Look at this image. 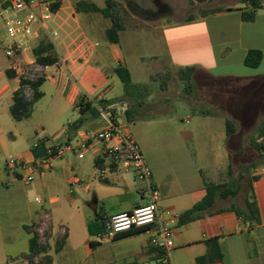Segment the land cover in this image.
Listing matches in <instances>:
<instances>
[{"label": "crops", "instance_id": "1", "mask_svg": "<svg viewBox=\"0 0 264 264\" xmlns=\"http://www.w3.org/2000/svg\"><path fill=\"white\" fill-rule=\"evenodd\" d=\"M65 1L68 2L65 8L66 11L69 10V12H66V14L64 13L65 11L62 12L60 23L63 25L64 20L67 21L71 18L72 21L79 20L81 22L84 20L81 16L89 17V32L93 33L92 37L97 41L95 43L97 48L89 55H79L77 58L71 55L72 63L69 64L56 44L55 49L59 56V62L52 66H41L36 63L33 53L39 41L33 40L31 48L19 54L17 59H10L8 57L1 59L0 57V142L2 144L0 148H2V151H4L3 149L10 143L7 139L8 136L15 140L18 137L24 136L26 140H28L32 135V129L30 128L31 123L29 122L34 118V111L29 119L21 122H17L10 112V108L14 103V93L21 86V79L23 78L21 76L25 74L24 68L27 66H36L38 68L37 70L40 72L38 78H45V82L40 89L43 96L36 105L45 100L47 96H50L46 104V108L50 114L48 122L46 119L37 121L42 123V127H47L48 125L51 127L53 123L49 121L52 119L60 120L65 114L72 111H78L81 114L79 119H87L90 112L82 114L81 110L85 105L83 107L80 106L81 99H83L85 103L90 102L95 108L100 106L98 103L103 102L112 110H116V98H108L104 90L98 92L92 91V93L91 87L95 85V83L101 85L104 82L97 73L99 68L108 64L107 62L109 59L115 58L116 65L118 66L127 65L126 56L123 52V38L124 35H128L130 31L127 29L122 31L120 33V42L118 44H111L107 40V30L110 28L111 24H104L109 19L103 16L104 19L97 21L95 20V16L101 15V13L89 10L90 4L100 8L106 7V0H63V3ZM117 1L122 2L121 0ZM215 1L216 0H187V3L190 8H195L203 4H212ZM229 1L231 4H222V6L217 8L219 12L214 13L213 9L210 8H200L201 13L198 16L186 14L184 17L180 18L172 17L174 13L171 10V5L166 2V5L171 10V15H169L170 18L160 25H151H155L153 27L154 30H159L161 33V40L166 55L168 56L167 64L170 69L179 71L180 69L194 67L195 72L192 78L193 82L199 87H210L212 83L218 85V87L223 90L225 89V84L226 87L227 85L231 87L233 83L234 94H237V96L234 95V103L228 101L226 105H221L218 104V101L216 102V104L219 105L217 112L219 115L221 114L222 117L220 118L225 121V131H228L227 121H231L233 117L235 121H238L242 115L246 114H252L251 117H249L258 122L254 130L247 129L245 131H264V102H254L250 99L253 98L251 96L255 94L252 88L259 86L264 87V82L258 83V81L264 80V0H259L260 8L256 10L255 19L253 21H245L243 18V11L253 10L251 1L246 3V0ZM80 2H85L87 4H84L80 7L81 9H79L78 4ZM161 9L162 12L160 11V16L169 14V11L165 10L164 7H161ZM132 20L138 23L135 24L131 22L130 25H128L130 29H137L140 24L144 22L136 16H132ZM57 22L58 25L61 26L59 18ZM56 23L53 24L52 21L51 26L58 28ZM101 24L105 26L102 28L99 27ZM1 25H3L2 22ZM62 27L63 26L60 27V30ZM2 42L3 40L0 39V43ZM59 45L63 46V40L61 38ZM125 48V52L127 53L128 48L130 49L129 44H125ZM63 49L64 53L67 54L69 51L68 47L64 46ZM250 50H259L263 53V60L257 68L248 67L244 63ZM8 70L15 72L16 76L13 78L9 77L7 75ZM84 70H86L87 73L83 74ZM77 72H79L78 74H80L84 86L75 80L73 73ZM108 72L117 75L115 69H109ZM85 87H87V90ZM107 89H109L108 86ZM247 89L249 90L246 91ZM95 101H97V103ZM127 111V115L124 117L122 116L125 120L129 118V110ZM95 118L99 121L100 127L102 125L101 118L99 116H95ZM96 120L91 124H83L77 131L71 128L76 121L68 122L69 126L67 128L59 127L56 129L58 125H53L54 129L52 131L54 132H49V134L45 132V134L38 135L36 140H33L30 145H27L25 149L18 153L17 159L31 164L37 160L33 150L34 145L40 139L55 137L61 141L66 139L72 140L82 129H91L95 126ZM35 126L36 123L34 124L33 131H37ZM232 129L234 131L241 130L239 126H235V123ZM43 131H47V129L44 128ZM259 143H261V141H259ZM89 152L93 155L96 170L92 175V183L88 184L85 188L87 195L92 191L93 196L92 201L88 200L90 215L92 217L86 216L85 214L87 229L88 220L95 218L97 215L106 217L129 212L148 203V199L143 195V188L141 189V187H139L132 189L133 179H136L133 171H126L122 167L112 163L111 160L104 158L101 147L90 150ZM56 160L53 162V167L50 171L45 173H34V180L36 178L35 176H39L36 184H34V181H26L25 175L28 174L27 170L23 171L17 169L11 171L6 169L5 172L3 171L2 174L0 173V205H7L10 209L9 214L12 218L15 213L20 216V226L28 236V250L30 237L34 231H41L38 225L41 224L42 221L45 223V221L48 220L49 223L54 226L52 214L46 210L43 204L44 199L38 193V189L39 185H42V191L48 192L62 184L61 178L56 176L55 172L53 173L52 170L55 168L56 164L64 173L69 170L70 165L67 163L69 162L67 160L64 161V159H62L59 162H56ZM102 168L109 169L105 177L101 175ZM256 175L258 179L254 180L253 183V196L259 210L260 223L244 221L232 209V206H220V202L224 199L218 198L214 207L206 214H203L202 217L193 222L181 224V216L205 198L207 195L206 183L209 182L198 180L190 190L181 195L164 194L162 196L159 205L160 209L179 217V222L175 227L173 264H197V259L199 257L208 254V241L213 239L218 240L222 252V259L210 264H264V170L260 173L257 172ZM74 179L76 178L72 177L68 179L67 184L71 186ZM97 179H99V182L111 185L121 180L125 183L128 191L113 187H101ZM79 183L80 180H78V184ZM32 199L37 203L36 206L31 205ZM127 199L132 201L130 208H127L124 203ZM53 201L55 200L50 199V203H53ZM14 223L11 220L10 227H12ZM62 226L67 229L68 237L60 253L67 247L70 240L69 226L64 224H62ZM57 229L58 228H55L56 231ZM59 229L57 231L58 233H60ZM141 234L148 235V238H141ZM141 234L129 235L128 237L115 240V242L121 241L119 244H123V246L119 248H122V250L119 251L118 255L114 254V256L111 257L113 255L112 253V255H106V257L111 260L117 258L116 256L123 258L135 256L137 258L136 260L139 261L136 264H157L160 256L157 250L148 244L152 235L146 232ZM95 240L96 239H89L87 241L91 253L95 251L96 247H92L90 243H99ZM18 255L19 254L13 256L8 253L3 240L2 221L0 220V264H15L23 260V257H26V255ZM50 256L52 258V264H55L54 257L52 255ZM109 263L112 264L113 262L110 261Z\"/></svg>", "mask_w": 264, "mask_h": 264}, {"label": "rangeland", "instance_id": "2", "mask_svg": "<svg viewBox=\"0 0 264 264\" xmlns=\"http://www.w3.org/2000/svg\"><path fill=\"white\" fill-rule=\"evenodd\" d=\"M121 1L123 7L126 5L125 25L126 29L130 31L123 38V52L127 62L124 67L130 71L131 83L125 85L117 75L108 72L109 69L116 70L118 68L116 59L112 58L107 62L109 66L105 64L108 67L104 66L98 69L97 74L101 76L104 82L101 85L95 83L91 87V92L104 90L108 98H116V109L125 105L129 110V118L125 120L123 116L120 121L128 125L146 156L161 199L164 194L181 195L190 190L196 181L200 180L219 185L221 189L236 191V195L222 200L220 206L246 209V201L253 195L251 186H253L257 176L256 173L264 170V155H261L254 146V142L260 141L264 136V131H245L247 129L254 130L258 122L250 118L252 114H246L242 115L238 121H235L233 117L230 121L232 128H234L235 123V126H239L241 130L232 131L228 135L225 131V121L220 118L222 116L217 112L219 105L216 102L218 101V104L221 105H226L228 101L234 103V95L237 96V94H234L233 83L231 87L228 85L226 87L225 84V89L221 90L218 85L212 83L210 87H199L192 79V83L187 87V84L180 80L178 70L168 67V56L161 40V33L153 28L155 25L167 21L170 18L171 10L174 13L172 17L175 18L184 17L186 14L198 16L201 13L200 8L217 9L222 4L228 5L231 2L229 0H216L212 4H199L202 6L190 8L187 0ZM248 1L250 0H246L245 3ZM166 2L171 5V10ZM67 5L68 2L65 1L53 18V24L58 21V18L60 23V16L63 11L65 14L69 12L65 8ZM161 7L168 10L169 14L160 16ZM101 15L95 16V20L104 19ZM132 16L144 21L137 29H130L128 26L131 22L138 23L132 20ZM81 18L84 19L81 22L79 20L72 21V18L67 21L64 20L63 25L60 23L63 26L61 30L58 22L56 23L58 28L50 25V41L55 46L57 44L69 64L72 63L71 55H74L75 58L79 55H89L97 48L95 46L97 41L93 39V33L89 32L90 18L87 16H81ZM104 24L110 25L111 21L107 20ZM105 25L101 24L99 27L102 28ZM60 38L63 40V46L59 45ZM0 39L3 40L0 43V57L4 59L6 57L4 49L8 43H6V31L1 22ZM125 44H129L130 47L127 53L125 52ZM64 46L69 49L67 54L64 53ZM37 69L34 65L27 66L24 68L25 74L21 77L36 80L40 76ZM79 72L73 73V76L77 82L82 84ZM84 73L87 71L84 70ZM263 82L264 80L258 81V83ZM259 87L252 88L255 94L250 99L254 102H264V87ZM85 89L87 90V87ZM25 93L28 99H32L33 93L30 89H26ZM49 97L47 96L45 100L34 107V118L29 122L32 129L30 139L26 140L23 136L15 140L8 136L7 139L10 143L3 149L4 151L0 148L1 174L8 169V159L10 157L17 158L18 153L30 145L33 140H36L38 135L54 132L52 131L53 125H58L56 129L59 127L67 128L70 122L80 118L81 114L78 111H72L65 114L60 120L52 119L49 121L53 123L51 127H49L50 125L42 127V123L37 121L46 119L48 122L50 114L46 104ZM95 102L97 103V101ZM98 105L108 111L112 110L106 103L100 102ZM94 120H96L95 116L89 113L84 124H91ZM35 123L37 131H33ZM99 124V121L96 120L95 126L92 125V128L89 126L94 130L99 127ZM44 128L47 131H43ZM62 159L69 161L67 162L70 165L69 170L63 173L56 164L52 170L56 176L61 178L62 184L48 192L42 191V185H39L38 189V193L44 199L43 204L46 210L52 214L55 226L46 220L45 223L42 221L38 225L41 231H34V233L39 234L40 242L48 245V255L54 257L55 264H110V261L113 262L112 264H136L139 262L135 256L126 258L116 256L117 258L111 260L106 257L112 253L111 257L114 254H119V251L122 250L119 247L123 246V244H119L121 241L104 240L95 248V251L90 252L87 241L97 238L89 234L85 222V214L92 217L88 200L92 201L93 198L92 191L87 195L85 188L92 183V175L96 170L93 155L88 152L85 158L81 160L72 153L57 159L56 162ZM35 177L34 184L39 179V176ZM72 177L80 180V183L76 186L71 185V187L67 181ZM97 181L101 187H113L128 191L125 183L121 180L112 185L99 182V179ZM139 187L142 189L143 184L134 178L132 189ZM50 199L55 201L50 203ZM160 202L161 200L159 205ZM31 203L33 206L37 204L34 199L31 200ZM124 203L127 208H130L132 201L127 199ZM0 206L3 240L8 253L13 256L16 254H19L18 256L26 255L29 251L28 236L20 226V216L15 213L12 218L7 205L1 204ZM11 220L13 223L15 222L12 227H10ZM62 224L69 226L70 240L67 247L60 253L63 249L58 250L60 243L68 237L67 229ZM55 228H60V233ZM142 237L146 239L148 235L141 234ZM43 257V255L35 259L23 257V260L15 264H40Z\"/></svg>", "mask_w": 264, "mask_h": 264}, {"label": "built area", "instance_id": "3", "mask_svg": "<svg viewBox=\"0 0 264 264\" xmlns=\"http://www.w3.org/2000/svg\"><path fill=\"white\" fill-rule=\"evenodd\" d=\"M62 3L63 0H1L0 22L4 25L8 43L4 49L6 57L17 59L19 54L30 49L33 40L39 41L43 37L51 40L50 25ZM96 109L102 121L100 127L94 130L82 129L72 140L42 138L34 145V149L41 146L44 148L45 154L41 158L27 164L10 157L7 168L11 171L27 170L25 179L27 182H33L34 173L50 171L56 159L73 153L82 160L90 150L101 147L104 158L126 171L135 173L136 179L143 184V195L148 199V203L132 211L106 217L102 231L94 236L97 238L95 241L102 242L141 230L152 235L148 244L156 249L160 256L157 264H173L175 227L179 217L164 212L159 207L161 196L153 181L152 169L128 125L120 121V118L126 115L127 108L122 105L120 109L111 111L100 106ZM260 141L264 143V136ZM108 171L109 169L102 168V177H105ZM76 184L78 179L71 183L73 186Z\"/></svg>", "mask_w": 264, "mask_h": 264}, {"label": "trees", "instance_id": "4", "mask_svg": "<svg viewBox=\"0 0 264 264\" xmlns=\"http://www.w3.org/2000/svg\"><path fill=\"white\" fill-rule=\"evenodd\" d=\"M193 1V0H190ZM204 1V0H197ZM252 5V11H243V18L245 21H253L255 19V12L259 7V0H250ZM84 4L87 3H79L78 8L81 9ZM89 10L92 12H99L105 18L111 21V26L107 30V40L111 44H118L120 42V33L126 30L125 25V16L126 8L117 1V0H106V7L100 8L96 5L90 4ZM213 12H219L217 9H213ZM36 63L41 66H52L59 62V56L56 52L55 45L47 38L43 37L39 40L38 46L33 51ZM263 60V53L259 50H250L245 58V65L251 68H257L260 66ZM195 72L194 67H188L185 69H180L178 71L180 80L184 81L187 84V87L192 83L193 73ZM117 76L121 79V81L128 85L131 83V74L130 71L124 66H118L116 69ZM7 75L9 77H15L16 74L13 71H7ZM45 78L40 77L36 80L25 79L24 77L21 79L20 88L14 93V103L10 108V112L12 117L17 121L21 122L23 120L29 119L34 111V107L37 102L42 98L43 93L41 92V86L44 84ZM26 89H30L33 93L32 99H28L26 96ZM188 89V88H187ZM85 107L81 110L82 114L90 112L94 116H99L98 110L90 103H85L83 99L80 100V106ZM84 124V119H79L74 123L71 127L73 130H79ZM232 123L227 121L228 126V135L234 131L232 129ZM255 148L264 155V143H259V141L254 142ZM35 158L39 159L44 154V148L41 146L38 149H34ZM258 176L255 177L254 180H257ZM252 190H253V186ZM207 195L205 198L194 205L190 210L186 211L180 218L181 224H186L189 222H193L198 218L202 217L203 214L212 209L218 198L226 199L229 196L236 195V191L229 189H221L219 185L213 183H206ZM238 216H240L246 222H256L260 223V214L257 207L256 200L252 195L246 201V209H241L238 207L232 208ZM108 217V216H106ZM105 216L97 215L95 218L88 220V230L91 236H96L103 229V221L106 219ZM143 231H137L133 233H127L120 235L118 237L112 238L111 240H118L120 238L128 237L129 235L141 234ZM92 247H97L101 244L99 243H90ZM65 245V240L61 241L60 247L58 250H61ZM209 252L206 256L199 257L197 259V264H210L222 259V252L217 239H213L208 241ZM49 247L47 244H43L40 242L39 234L32 233L29 240V252L26 254V257L29 259H35L40 255H43V260L40 264H52V258L48 255Z\"/></svg>", "mask_w": 264, "mask_h": 264}]
</instances>
